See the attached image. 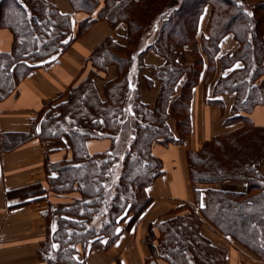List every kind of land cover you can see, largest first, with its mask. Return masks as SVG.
Here are the masks:
<instances>
[{
	"label": "trees",
	"instance_id": "16d2710c",
	"mask_svg": "<svg viewBox=\"0 0 264 264\" xmlns=\"http://www.w3.org/2000/svg\"><path fill=\"white\" fill-rule=\"evenodd\" d=\"M67 2L66 13L49 0H0V32L9 34L8 48L0 40V100L29 71L53 62L94 21L105 20L111 28L125 23V42L106 35L74 82L44 104L26 131L0 132V153L35 137L65 139L71 151L58 162L44 159L48 189L78 195L49 204L38 257L48 264H84L86 251L107 249L138 220L151 202L146 186L163 172L152 144L188 137L191 90L200 81L206 87L219 66L212 95L231 94L226 120L243 124L187 152L192 201L149 224L142 264H226V245L211 242L202 232L204 222L264 258V126L248 115L264 101V0ZM75 12L86 16L72 33ZM149 51L162 58L145 79L158 84L152 104L140 100L138 89L147 67L142 57ZM109 66L114 74L103 79L99 93L96 79ZM92 138H108L109 148L89 153L86 142ZM223 180L243 181L245 188L214 187Z\"/></svg>",
	"mask_w": 264,
	"mask_h": 264
},
{
	"label": "crops",
	"instance_id": "0c3cea01",
	"mask_svg": "<svg viewBox=\"0 0 264 264\" xmlns=\"http://www.w3.org/2000/svg\"><path fill=\"white\" fill-rule=\"evenodd\" d=\"M49 1L62 12L71 11L67 0ZM74 14L71 16L72 33L76 31L78 21L86 16L82 12ZM95 16L94 11L92 17ZM202 19L204 21L205 16ZM124 30V22L111 28L105 20H96L84 34L73 39L53 62L29 71L18 83L16 90L0 100V132L26 131L44 104L62 95L82 72L84 65H88L86 59L94 47L106 35L125 42ZM0 40L2 46L8 48L7 31L0 32ZM142 59L147 67L143 68L138 83L139 97L142 102L152 104L158 84L155 81L147 84L145 79L152 77L153 68L162 63V58L156 52L149 51ZM86 71L87 68L81 77ZM219 73L218 66L213 80L206 87L200 81L191 90L188 137L176 144L163 145L158 141L152 144L151 153L161 160L163 172L146 186V193L151 197L150 204L137 221L118 235L110 247L86 251L84 264H142L149 252L145 241L149 224L168 217L166 213L180 202L192 201L187 152L198 150L204 141L243 124L241 120L230 123L226 120L232 101L231 94L218 97L212 95L213 83ZM113 74L114 67L109 66L101 73L102 77L96 79L99 93L103 79ZM65 98L66 95L60 97ZM248 115L254 124L264 126V101L256 105ZM168 123L174 130V119L168 118ZM109 146L108 138H92L86 142L89 153L104 151ZM70 156L67 141L62 138L35 137L10 151L0 153V264H48L37 255V249L46 237L44 212L49 204L69 201L78 194L55 193L48 189L44 159L47 157L51 162H58ZM260 173L264 178V162ZM214 187L240 191L245 188V183L229 180L216 183ZM55 220L53 216L51 227H54ZM222 241L227 250L226 264H264V258L236 242L224 238Z\"/></svg>",
	"mask_w": 264,
	"mask_h": 264
},
{
	"label": "rangeland",
	"instance_id": "374dc122",
	"mask_svg": "<svg viewBox=\"0 0 264 264\" xmlns=\"http://www.w3.org/2000/svg\"><path fill=\"white\" fill-rule=\"evenodd\" d=\"M247 1H249V0H247ZM75 13H77V12H75ZM83 14H85V13H83ZM228 96H231V95H228ZM223 181H229V180H223ZM223 181H220V182H223ZM230 181H237V180H230ZM220 182H217V183H220ZM201 229H202V232L210 238L211 242H214L215 244L223 243L222 234H220L217 230L213 229L207 222H204V224L201 226Z\"/></svg>",
	"mask_w": 264,
	"mask_h": 264
},
{
	"label": "snow or ice",
	"instance_id": "6c2138e0",
	"mask_svg": "<svg viewBox=\"0 0 264 264\" xmlns=\"http://www.w3.org/2000/svg\"><path fill=\"white\" fill-rule=\"evenodd\" d=\"M203 206V205H202Z\"/></svg>",
	"mask_w": 264,
	"mask_h": 264
}]
</instances>
